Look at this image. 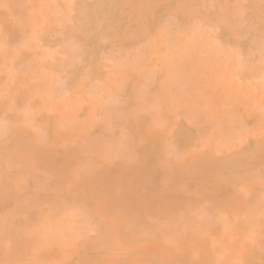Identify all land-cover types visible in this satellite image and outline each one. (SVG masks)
Masks as SVG:
<instances>
[{
	"label": "bare ground",
	"instance_id": "1",
	"mask_svg": "<svg viewBox=\"0 0 264 264\" xmlns=\"http://www.w3.org/2000/svg\"><path fill=\"white\" fill-rule=\"evenodd\" d=\"M0 73V264H264V0H0Z\"/></svg>",
	"mask_w": 264,
	"mask_h": 264
},
{
	"label": "rangeland",
	"instance_id": "2",
	"mask_svg": "<svg viewBox=\"0 0 264 264\" xmlns=\"http://www.w3.org/2000/svg\"><path fill=\"white\" fill-rule=\"evenodd\" d=\"M71 2H72V1H71ZM59 13H60L59 15H61L60 17H62V13H61L60 11H59ZM62 18H63V17H62ZM54 24L56 25V23H54ZM40 42H41L40 44L43 45V44H42L43 41H40ZM38 43H39V40H38L37 42L34 43V47H35V48H33V49H34L33 52H34V54H36V52L38 51V50L36 49V47H37V46L40 47V48H38V47H37V48L40 49V50L42 51V53H44L45 55H44V57H43V56H41L42 54H41V55L39 54V55L41 56V58H40V57H37V58H38V59H39V58L42 59V60H41V63L46 65V64L48 63V61H49L51 58L54 59L53 56H55L54 54H56V52H57V50H58V49H57L58 47H55L57 50L55 49L56 51H54V49H53L54 47H53V48L51 47V48H52V49H51V48H49V45H47V47H46L45 44H44V46H42L43 48H41V45L38 44ZM39 45H40V46H39ZM29 48H30V47H29ZM35 50H37V51H35ZM40 50H39V53H41ZM57 53L60 54L59 52H57ZM221 53H223V55H224L223 59H224V62H225V61L227 60V57H225L226 55L224 54V52H221ZM58 54H56L55 57H59V58H60V56H59ZM37 55H38V54H37ZM37 55H34V56H37ZM39 55H38V56H39ZM57 55H58V56H57ZM124 55H125V56H129L130 54H129V55L124 54ZM219 55H220V54H219ZM61 56H63V55L61 54ZM121 56H122V55H121ZM121 56L119 57V59L116 60V58H118V57H115V59H114L113 56L110 55V56H109L110 59L113 58V60H109V59H108V61H107V58H108V57H107V58H106L107 64L112 62V64H114V67H111V68H116V67L118 66V65H117L118 62H119L118 60H122V59H121V58H122ZM125 56H124V58H125ZM63 57H64V56H63ZM111 57H112V58H111ZM220 57H222V56H220ZM64 58H65V57H64ZM53 59H51V60H53ZM61 59H62V57H61ZM221 59H222V58H221ZM109 61H110V62H109ZM114 61H117V63H114ZM105 64H106V63H105ZM112 64H108V66H109V65L111 66ZM115 65H117V66H115ZM23 66H24V65H23ZM110 66H109V67H110ZM112 66H113V65H112ZM106 67H107V66H106ZM14 68H16V67L14 66ZM14 68H13L12 71L15 73V71H14L15 69H14ZM16 69H17V68H16ZM44 69H45L44 71L47 72V73H46L47 75L50 74V75H49V76L51 77L50 79H53V80L55 81V83H56V84H53L52 82H54V81H53V80L50 81L51 86H52V88L55 90V92H56L57 94H59V90H58V88H59V89L61 88L60 91H62V89H63V91H64V87H63V85H62V82H63L62 75L59 74V75L61 76V78H62V81H61V80H60V79H61L60 77H56V75H57L58 73L56 74V72H54V74H55V75H54L53 72H52L49 68H44ZM105 69H106V70H107V69L112 70V69H110V68H105ZM12 71H11V69L9 70V72L7 71L8 75H9V73L12 72ZM49 71H50V72H49ZM107 71H108V70H107ZM3 72H5V71L3 70ZM13 72L10 73V74H11V78L9 79V81H10V80L12 81V82L10 81L11 83L9 82V83H10V87H15L16 82H17L16 79H18V77L16 76L17 74L15 75ZM16 72H17V71H16ZM5 73H6V72H5ZM17 73H18V72H17ZM13 74H14V75H13ZM1 75H4V73H0V76H1ZM8 75L6 74V76H8ZM47 75H46V76H47ZM53 75H54V76H53ZM59 75H57V76H59ZM4 76H5V75H4ZM12 76H13V77H12ZM49 76H48V77H49ZM52 76H53L56 80H55L54 78H52ZM39 78H40V77H39ZM39 78L31 79V80L28 82V84H29V85H28L29 88L31 87L30 89L38 88V87L41 86V84H40V83H41V82H40V81H41V78H40V80H39ZM0 79H3V77L1 76ZM14 80H15V81H14ZM58 80H60V81H58ZM56 81H57V82H56ZM14 82H15V83H14ZM60 82H61V84H58V83H60ZM12 83H14V85H13ZM17 83H18V82H17ZM37 83H38V84H37ZM255 83L259 86V88L257 89V91H258V92H261V87L264 86V77L255 80ZM11 84H12V86H11ZM31 84H32V86H31ZM36 85H37V86H36ZM54 85H56V86L54 87ZM59 86H60V87H59ZM61 86H62V87H61ZM95 86H99V85L96 84V85H94V87H95ZM40 88H41V87H40ZM55 88H56L57 90H56ZM96 88H97V87H96ZM98 88H100V87H98ZM90 90H92L93 92L87 90V93L84 92V93L87 94V95L83 96V94H84V93H83L81 96H80V94L78 95L79 98H78V96L75 98L76 100L74 101L73 106H74L75 104H76V106H74V108H75V107H78L79 105H81V102H82V101H81V98H83V97H84V98L86 97L87 100L92 101V102H94V100H95V103L98 104L99 100L102 99L103 96H101V95H97L96 93H99V92H100V93H102V92L106 93L104 90L102 91V88H101V90H99V92H97V89H94V88H91ZM88 91H89V93H88ZM94 91H96V92L94 93ZM60 93H61V94H59V95H62V93H65V92H60ZM104 93H102V95H104ZM92 95H93V96H92ZM87 96H88V97H87ZM107 96H109V95H107ZM107 96H104V97H107ZM80 97H81V98H80ZM90 97H91L92 99H91ZM94 97H95V98H94ZM93 98H94V99H93ZM97 98H98V99H97ZM78 99H79V100H78ZM90 99H91V100H90ZM104 99H105V98H104ZM108 99H110V98H108ZM108 99H107V100H108ZM77 100H78V101H77ZM97 101H98V102H97ZM101 103H103V99H102V102H101ZM101 103H99V104H101ZM104 103H105V100H104ZM67 108H69V107H67ZM74 108H73L72 106L70 107L71 113L73 114V115L70 114V116L73 117V118L76 116V114H78V113H77L78 110H75V109H77V108H75V109H74ZM78 109H79V107H78ZM72 110H73V111H72ZM74 111L76 112V114H74V113H75ZM78 118H80V117H78ZM75 119L78 120V121H79V120H80V121L83 120L82 118L77 119V117H76ZM78 121H77V122H78ZM51 137H52V136H51ZM111 137L114 138L113 136H111ZM103 140H107V141H108L109 139H107V137H103ZM67 205H68V204H67ZM70 206H72V205L69 204L68 206H66V205L64 204V206H63V210H62V211L65 212L66 214L64 213L63 215H65V216H63V217H65L64 219H66V220H68V221L70 222V224H71L70 228H72V229H73V228L76 229V230L73 229L74 232H73V230H72V233H75V232L78 233L79 230H82L83 228H85V225L88 226L87 224H88V223L90 222V220H91L90 218L88 219V217H90V215H89L88 213H87V215H86L84 212H88V211H86V210L84 211L82 207H81L82 209L80 208V211H81V212H80L78 207H77V208L74 207V211H73V208H72L73 206H72V207H70ZM64 207H66L68 210H67L66 208H64ZM69 208H70V209H69ZM76 209H78V210H76ZM76 211H78V214L76 213ZM83 211H84V212H83ZM79 212H80V213H79ZM82 212H83V213H82ZM69 213H70L71 215H70ZM68 214H69V215H68ZM67 215H68L69 217H68ZM70 216H71V217H70ZM72 216H73L75 219H73ZM86 216H87V217H86ZM77 217L80 218L81 220L78 219ZM67 218H68V219H67ZM86 218H87V219H86ZM76 219H77V220H76ZM85 219H86V220H85ZM72 220H75V222H74V221L72 222ZM88 220H89V221H88ZM79 221H80V222H79ZM85 221L87 222V224H86ZM78 222L80 223V224H79L80 226L78 225ZM81 222H82V223H83V222L85 223L84 227H83V224H82ZM73 223H76V226H75V224L73 225ZM68 224H69V223H68ZM70 224H69V225H70ZM81 224H82V225H81ZM89 225H90V224H89ZM72 226H73V227H72ZM77 226H78V228H77ZM79 227H81V228H79ZM82 227H83V228H82ZM90 228H91V227H90ZM88 230H90V231H89V232H86V235H84V237H85V240L90 241V239L93 240V239H92V238H93L92 236L96 235V234H94V233H95L97 230H95V229H92V230H91V229H89V226H88V229H87L86 231H88ZM93 230H94V231H93ZM92 232H94V233H92ZM97 232H98V231H97ZM90 233H92V236L90 235V237H88L87 235H89ZM78 235H79V233H78ZM78 235H76V237H75L76 239L74 238V239H75L76 241H78V242H76L75 240H74L75 242H74V241H73V242L71 241V242L73 243L74 246H76V245L78 246V243H79V244L81 243V242H80L81 239H82V238L84 239V237H82L83 235H79V237H77ZM97 235H98V234H97ZM80 236H81V237H80ZM86 236H87L88 239H86ZM91 237H92V238H91ZM95 237H96V236H95ZM78 239H79V240H78ZM83 242H84V240H83ZM90 242H91V241H90ZM81 244H82V243H81Z\"/></svg>",
	"mask_w": 264,
	"mask_h": 264
}]
</instances>
